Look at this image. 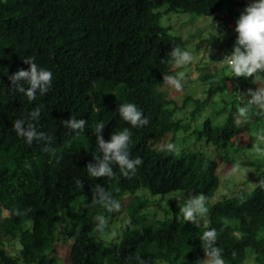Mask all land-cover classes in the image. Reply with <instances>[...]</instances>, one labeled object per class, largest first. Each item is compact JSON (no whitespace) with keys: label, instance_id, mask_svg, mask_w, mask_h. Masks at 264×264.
I'll return each instance as SVG.
<instances>
[{"label":"trees","instance_id":"1","mask_svg":"<svg viewBox=\"0 0 264 264\" xmlns=\"http://www.w3.org/2000/svg\"><path fill=\"white\" fill-rule=\"evenodd\" d=\"M250 3L0 0V217L4 234L22 245L17 254L0 245V264H58L63 238L73 240L69 251L73 264H196L205 259L200 237L212 228L218 233L216 246L223 250L225 264H246L250 257L264 264L260 234L264 187L259 183L264 180V166L257 168L255 186L245 181L231 196L212 201L221 185V159L236 164L229 150L253 148L256 134H264V118L252 111L246 122H239L240 99L235 98L222 120L217 110L196 126L215 95L227 91L230 77L225 74L218 77L220 84L209 86L208 97L193 100L195 108L189 115L184 109L190 98L180 105L163 89L167 84L163 76H175L169 53L174 47L187 51L195 36L175 34L170 25L162 24L163 14L210 16L226 9L227 22L236 26ZM232 37L216 38L232 41ZM27 56L53 74L49 92L38 93L33 101L15 91L9 80L30 67L23 62ZM258 74L264 80V72ZM206 77L213 74L202 76ZM234 80L240 81V89H256L254 78ZM120 103H134L149 124L133 128L119 116ZM38 106L40 117L32 122L37 131L52 137L55 155L43 151V142L29 145L12 130L16 119L28 121ZM70 117L87 121L84 133L76 135L65 126ZM100 121L106 124L105 141L124 128L132 133L130 157L143 160L134 176L124 177L116 165L111 178L88 175L86 166L98 155L93 132ZM188 133L195 140L186 145ZM169 143L176 151L166 150ZM259 146L264 148V143ZM258 159L252 163L264 165V159ZM98 184L120 202L118 211L125 209L128 215L119 241L102 237L111 231L117 211L109 213L92 202ZM144 191L171 204V209L161 206L164 217L145 211L151 198ZM181 192L206 196L209 211L197 224L183 219ZM97 215L108 220L103 232L96 230Z\"/></svg>","mask_w":264,"mask_h":264},{"label":"clouds","instance_id":"2","mask_svg":"<svg viewBox=\"0 0 264 264\" xmlns=\"http://www.w3.org/2000/svg\"><path fill=\"white\" fill-rule=\"evenodd\" d=\"M229 24L232 28L225 21L222 25L231 30L235 29L238 35L230 32V36L234 35L232 37L233 40L229 41L230 39H226L230 43L226 49L219 52L218 57H221L223 65H227L230 68L229 74L233 81L239 82L234 80L235 77L254 78L253 83L256 84V89H248L247 97H242L240 100L238 108L239 122H246L249 113L252 111H255L256 116L264 118V80L258 74L264 72V0H253L236 20V26L232 22ZM169 56L178 67L187 66L194 60L192 53L181 50L178 47H174ZM23 62L30 67L27 70H18L9 76V80L11 87L15 91L24 94L29 101H33L38 93L44 95L49 92L53 74L50 70L38 66L34 57L27 56L23 59ZM230 78L228 79V84L231 82ZM163 80L167 83L165 86L169 84L175 90L181 91L184 87L185 73L179 72L175 76H163ZM257 84L259 85L258 87ZM165 86L163 87L164 90ZM118 112L119 116L133 128H140L149 124L148 118L143 115V112L134 103H120ZM40 114L41 107L38 106L29 113L28 121L16 119L13 122L12 130L19 137H23L29 145L34 141L43 142V151L55 155V150L50 146L52 137L43 131H37L35 124L32 122L38 120ZM64 124L71 132L80 135L85 132L87 121L70 117L64 121ZM105 126L106 124L100 121L94 128L93 133L96 136L98 155L93 157L94 162L87 164L88 175L94 178H111L114 175L113 165H116L124 177L130 178L134 176L138 166L142 165L143 160L139 157H130L129 145L132 133L128 128H124L119 132H113L110 140L105 141L102 134ZM257 140L264 142V134H258ZM166 150L174 152L176 147L174 144L169 143L166 145ZM254 151L261 152L264 149H261L259 144H257L254 145ZM77 183L83 187L82 182L77 181ZM259 183L261 187H264V180ZM92 202L102 206L109 213L118 211L121 207L120 202L113 199L112 195L106 192L99 184L93 189ZM206 204L207 198L205 195L191 196L184 201L183 206L180 208V213L185 221L197 224L198 218H203L209 211ZM95 219L98 221L96 230L103 232L108 223L107 218L104 215H97ZM217 239L218 233L215 228L204 231L200 237L205 254L203 264H225L223 250L216 246Z\"/></svg>","mask_w":264,"mask_h":264},{"label":"rangeland","instance_id":"3","mask_svg":"<svg viewBox=\"0 0 264 264\" xmlns=\"http://www.w3.org/2000/svg\"><path fill=\"white\" fill-rule=\"evenodd\" d=\"M250 1L253 2V0ZM226 12V9H223L210 16L193 15L191 13L184 12H167L163 14L161 20L162 24L164 26L170 25L173 28L172 31L175 34H180L184 37L195 34L187 49V51L192 53L194 56L193 62L183 67H178L176 65L174 66V75L179 72L185 73L183 89L181 91H177L169 84L165 86V90L168 91L179 102L180 105L183 104L186 98H190L186 105L187 107L184 109V112L187 115H189L191 110L195 108V103L193 100H204L206 97H208L209 86L220 84L221 80H219V78L223 77L224 74H229L230 72V68L227 65H223L221 61L222 59L221 57H218V54L215 55L214 59L208 57L210 62H207V57L203 56V54L201 53L202 48L200 47L201 44H206V42H201V40L206 41L208 38H212L210 37L211 32L216 33V35L218 36L221 34H226L227 36H230L231 34L238 35L235 32V29L231 30L222 25L225 21V23H227V25L232 28L229 22H227L226 20ZM208 45L209 44H206L204 49H206ZM215 45L216 43L213 42L211 51L215 49ZM216 49H218L217 46ZM206 50H204V52H206ZM205 73H211L213 74V77H210V80L207 79V77L203 79L202 76ZM227 76L231 77L230 74ZM239 85L240 81L235 82L233 81V79H231L227 91L224 93L220 92L215 95V98L213 100L214 104L208 106L205 110H203L202 116L201 118H198L199 121L197 120L198 122L196 126H200L206 117H214L217 110L221 111V113L218 115V120H222L225 117L227 110L231 108V103L235 98L241 100L242 97H247L246 94L248 91L244 90L243 88L240 89ZM258 86L259 85L257 84V87ZM242 106L244 105L242 104ZM185 134V132L182 133V135ZM258 134L259 133L256 134L255 145L264 143L257 140ZM194 140V134L188 133V143L186 145H189V143H192ZM227 154L230 155V157L235 158L236 164H234L235 162L227 164L226 159H221V165L219 167V173L221 175V185L212 200L213 202L223 199L225 196H231L245 181H247V184L250 187L255 186V181L258 174L257 168L264 166L263 164L259 165L252 163V161L254 160H259V157L264 159V151L256 152L254 151V146L253 148H246L245 150L231 149ZM144 194L145 196L151 198V205H149V207L145 209V211L150 212L151 217H164L165 210H163V208L161 207L162 205H164L165 208H172L171 204L168 203L166 199L163 200L161 196H152L149 191H144ZM178 198L185 201L189 198V196L186 193L181 192L178 194ZM112 218L114 219V222L110 224L111 231L102 234L103 239L107 242H111L114 240L119 241L121 238V226H123L128 221V215L125 209L115 212ZM1 221L2 216L0 217V245L6 247L10 252L14 254L19 253L22 247L21 243L17 239L6 236L4 234L1 227ZM260 234L264 235V228L261 230ZM72 241V239L68 240L66 238H63L62 242H60L63 245L58 249V264H73L69 259V251ZM203 260L204 259H200L196 264H203ZM160 264H165V262H161ZM246 264L256 263L253 258H249Z\"/></svg>","mask_w":264,"mask_h":264},{"label":"crops","instance_id":"4","mask_svg":"<svg viewBox=\"0 0 264 264\" xmlns=\"http://www.w3.org/2000/svg\"><path fill=\"white\" fill-rule=\"evenodd\" d=\"M210 37H212V38L211 39L208 38L206 41L201 40V42H206V44H209L208 47L206 48L207 50L204 49V46H206V44H201V48L203 50V52H201V53L203 54V56L207 57L206 58L207 62H210L209 58L214 59L216 54L219 55V52H221V50H223V49H226L228 47V44H229L228 41L225 39H222V40L217 39L216 37H218V35H216V33H214V32H211ZM213 42L216 43V45H215V49L213 51H211V47H212ZM216 46L218 49H216ZM204 50H206V52H204Z\"/></svg>","mask_w":264,"mask_h":264}]
</instances>
